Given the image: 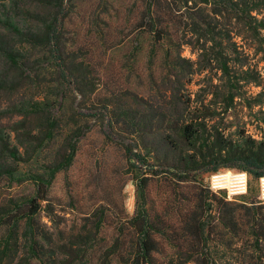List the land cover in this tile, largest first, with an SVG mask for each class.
I'll return each instance as SVG.
<instances>
[{"label":"rangeland","instance_id":"rangeland-1","mask_svg":"<svg viewBox=\"0 0 264 264\" xmlns=\"http://www.w3.org/2000/svg\"><path fill=\"white\" fill-rule=\"evenodd\" d=\"M154 1L151 9L162 18L166 33L155 46L143 41L118 44L143 17L148 0L75 2L71 50L84 79L79 81V93L68 95L56 114L53 143H43L39 137L24 142L25 127L33 124L21 127L18 118L0 116V128L12 143L26 146L21 148L23 161L14 166L21 175H32L49 160L66 155V137L77 141L72 164L55 176L38 215L46 233L43 261L27 254L21 227L0 225L2 264H111L113 253L127 252L131 235L126 222L136 200L131 170L138 166H130L119 144L104 135L103 129L117 119L141 130L136 138L125 134L123 140L115 136L117 140L140 146L149 164L162 170L167 167H159L152 157L168 165L178 157L166 140L185 120L193 118L205 125L204 135L216 146L264 139V0ZM210 38L213 41L207 42ZM99 39L106 44L100 45ZM7 98L0 94V111L9 113ZM227 171L243 173L222 169L197 174L203 219L214 222L222 196L233 204L224 207L223 219L233 215L234 231L221 225V243L210 253L219 256L218 264H264V204L258 203V181L246 173V192L231 195L230 185L217 189L210 181L214 174ZM175 179L171 172L152 177L142 193L151 216L167 234L158 241L159 260L192 264L178 261L172 245L181 237L182 221L199 216L195 213L198 190L180 186ZM250 186L256 207L245 199ZM33 192L28 181L0 177V219L11 200ZM101 209L104 215L97 217ZM101 220L103 226L96 234L92 225Z\"/></svg>","mask_w":264,"mask_h":264},{"label":"trees","instance_id":"trees-1","mask_svg":"<svg viewBox=\"0 0 264 264\" xmlns=\"http://www.w3.org/2000/svg\"><path fill=\"white\" fill-rule=\"evenodd\" d=\"M76 1L0 0V94L8 96L7 110H10L9 113L0 111V116L5 118V114H9V117L18 118L21 127L33 124L32 127H25L24 142L30 143L39 137L43 143H53L58 126L56 114L63 108L68 95L79 93L78 85L84 79V70L74 63L77 55L71 47H74L75 31L70 26ZM148 1L143 17L128 33L122 35L118 44L136 41L138 45L139 41H143L155 46L165 40L162 18L151 9L155 1ZM99 40L100 45L106 44ZM206 41L212 42L213 38ZM18 97H21L20 102L16 103ZM204 131L205 125L196 119L193 121V118L182 121L172 129L166 141L171 145L172 153L178 152V157L173 156L170 165L152 157L160 163L159 167H167L162 170L149 164L139 152L140 146L125 144L115 137L123 140L126 134L136 138L141 130L134 123L117 119L103 129L106 139L117 142L122 148L128 164L138 166V169L134 167L131 170L135 174L136 193L134 213L126 222L131 238L127 252L123 255L113 253L111 264H116V261L121 264H168L160 261L157 255L158 241L167 234L158 219L151 216L142 193L150 178L160 177L167 172H171L180 186H191L198 190L199 202L195 213L199 216L193 215L182 221L181 237L172 245L176 248V259L192 264H218L220 258L214 251L210 253V248L221 243V225L231 233L234 231L233 215L230 219H223L224 207L233 204L222 196L215 206L214 222L203 219L202 184L197 180V174L235 169L258 181L264 175V139L237 146H216L204 135ZM65 141L66 155L49 160L36 173L25 176L14 166L23 161L21 148L24 150L26 146L13 144L11 136L0 128V177L5 175L18 183L28 181L34 187L32 196L10 201V209L0 219V225L13 229L21 227L27 241V254L39 262L45 257L42 239L46 233L38 215L47 201V193L55 176L72 164L77 152L76 140L73 142L66 137ZM16 174L18 177H15ZM249 192L251 194L245 199L251 207H256V195L252 198L251 186ZM97 212V217L104 215L102 209ZM102 226V220L95 222L92 230L98 234ZM170 264H174L173 261Z\"/></svg>","mask_w":264,"mask_h":264},{"label":"built area","instance_id":"built-area-1","mask_svg":"<svg viewBox=\"0 0 264 264\" xmlns=\"http://www.w3.org/2000/svg\"><path fill=\"white\" fill-rule=\"evenodd\" d=\"M217 173V172H215ZM231 173L233 176H240V179H231L230 182H225V178H223L224 174ZM246 173L242 174H233L230 171L224 173H218L211 176L210 181L212 186L217 189H224V186L230 185L229 194H243L246 192ZM239 180L241 182H239ZM230 197V196H229ZM258 201L260 204H264V175L258 178Z\"/></svg>","mask_w":264,"mask_h":264},{"label":"bare ground","instance_id":"bare-ground-1","mask_svg":"<svg viewBox=\"0 0 264 264\" xmlns=\"http://www.w3.org/2000/svg\"><path fill=\"white\" fill-rule=\"evenodd\" d=\"M223 178H225V182H230L231 179H240L241 177L240 176L235 177L231 173H226L224 174ZM239 182L241 181L239 180Z\"/></svg>","mask_w":264,"mask_h":264}]
</instances>
